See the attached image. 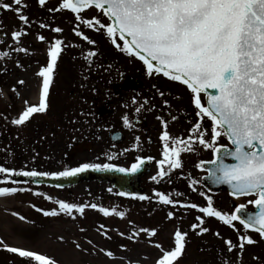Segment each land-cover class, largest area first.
Listing matches in <instances>:
<instances>
[{
    "label": "flooded vegetation",
    "instance_id": "obj_1",
    "mask_svg": "<svg viewBox=\"0 0 264 264\" xmlns=\"http://www.w3.org/2000/svg\"><path fill=\"white\" fill-rule=\"evenodd\" d=\"M4 2L10 3L11 0ZM49 4L48 0L45 6H41L38 0L27 2L22 11L31 21L29 26L22 23L16 26L14 13H9L12 11L2 9L5 12H1L7 16L8 34L2 30L5 24L0 25V52H8L9 56L0 59V166L40 172H57L82 163H111L116 167L130 168L137 163L136 157H153L150 161L145 160L136 172L138 194L119 199H124L127 206L130 204L138 208L158 205L162 209H178L179 230L188 235L184 253L174 264H264V255L259 252L256 243L245 245L242 253L238 247L228 251L225 244L226 240H231L238 245L240 235H250L264 244V238L256 231L244 229L238 221L233 222L234 227L226 225L215 217L200 213L198 209L165 205L155 195L161 192L181 204L194 203L201 207L207 206L210 196L212 206L227 214H233L240 204L246 206L244 210L247 212L254 210L255 205L249 203L256 198L254 195L235 197L226 188L205 183L208 172L198 165L201 161L207 163L213 160L215 156L211 149L203 148L195 139L192 150L181 153V168L172 169L168 176L158 177V181L151 179L159 171L157 161L162 159L163 151L160 136L165 129L157 117H163L167 122L170 137L185 140L199 119L187 86L171 81L162 73L148 75L143 61L136 56L124 55L107 34L97 40L94 30H84L79 26V30L95 42L93 44L73 34L75 14L70 16L68 13L66 19L68 21L72 17L74 22L71 30L73 37L64 36L70 39H63L64 33L51 30L57 25L50 18L53 15L48 11ZM2 21L5 20L2 18ZM41 22L50 27L41 28ZM25 27L28 34L23 35L17 44L11 34ZM38 35L46 39L40 41ZM55 39H61L63 44L50 85L48 109L45 113L33 114L25 125H14L11 121L24 110L25 101L29 105L39 102L43 78L38 72L47 66V49ZM119 40L122 47L124 41ZM17 47L27 49L28 54L16 51ZM89 52L96 55L88 57ZM123 59L128 63H124ZM20 80L24 81L23 85L17 83ZM161 91L164 92L163 97L159 95ZM133 98L136 104H133ZM201 98L206 104L205 96L201 94ZM145 100L147 104H144ZM165 100L169 102L167 106L163 103ZM137 107H141L139 114L135 111ZM125 115L129 117L131 126L124 125L122 117ZM173 116L177 119L173 120ZM200 122L208 130L205 139H210L211 121L204 117ZM217 144L231 147L223 135L218 138ZM109 156L112 158L108 159ZM67 159L69 161L65 162ZM1 184L18 189L33 187L19 181ZM2 185L0 187H4ZM85 185L89 184L81 186ZM143 194L148 199L140 200L139 196ZM197 217L203 218L201 226L209 231L198 234L199 229L194 231L191 228V225L200 223Z\"/></svg>",
    "mask_w": 264,
    "mask_h": 264
},
{
    "label": "snow or ice",
    "instance_id": "obj_2",
    "mask_svg": "<svg viewBox=\"0 0 264 264\" xmlns=\"http://www.w3.org/2000/svg\"><path fill=\"white\" fill-rule=\"evenodd\" d=\"M38 3L45 6L46 0H38ZM25 7L27 4L24 0H11V3L0 0V9L13 11L22 25L29 26L31 21L22 11ZM93 7L100 10L111 23L105 26L96 17L83 19L80 15L82 10ZM65 9L71 10L75 14V19L88 28L100 30L106 27V34L112 38L111 42L119 51L129 56H136L143 61L148 75L162 73L164 77L171 81H178L190 90L195 114L199 119L193 124L190 135L185 140L170 137L167 122L163 117H157L165 129L160 136L163 151L162 159L157 161L159 171L151 179L158 181V177L168 176L172 169L181 168V153L192 150L193 139H195L203 148L213 151L215 159L207 162L213 165L208 169V175L212 181L228 185L232 190L231 194L235 197L254 195L256 199L250 200L249 203L254 204L258 211L242 216L241 213L246 206L240 204L233 214H227L212 206L210 196L207 198V206L201 207L194 203L181 204L164 193L156 192L159 202L173 207L179 205L184 208L198 209L200 213L215 217L233 227V222L238 221L244 229L254 230L261 238H264V0H62L58 8H49L48 11ZM40 27L47 28L50 25L41 22ZM51 30L55 33L63 31L60 27ZM73 31L89 44L95 43L79 30V23ZM27 34L25 27L14 30L11 35L12 39L19 44L21 37ZM117 35L124 41L122 47L117 44L115 39ZM37 39L44 41L46 38L38 35ZM62 44L61 39H55L49 44L47 66L42 67L38 72V75L43 78L38 104L29 105L25 101L24 110L18 118L11 121L12 124L25 125L33 114L47 111L50 85L62 52ZM15 50L28 54V50L24 48L17 47ZM95 55V52L87 54L88 57ZM8 56V52H0V59H6ZM17 83L23 85L24 81L20 80ZM13 91H16L15 87ZM201 93L205 94L206 104L202 103ZM159 95L163 97L164 92H159ZM147 103L148 101L145 100L144 104ZM163 103L167 106L169 102L165 100ZM133 104H136L135 98H133ZM135 111L139 114L141 107H137ZM204 117L211 121L210 139H205L208 130L203 128L200 122ZM122 119L125 126H131L127 115ZM172 119L176 120L177 117L173 116ZM221 135L227 137L231 147L217 144ZM136 139L139 140V137ZM111 158V156L108 157V159ZM226 158H231L232 162L225 163ZM152 159L153 157H136L137 163H133L130 168L116 167L111 163H82L77 167H65L57 172H40L35 169L25 171L0 166V177L3 178L0 183L5 181L17 183L13 179L16 176L50 177L59 180L76 177L88 170L134 174L140 170L145 160ZM166 164L167 168H165ZM204 164L205 162L201 161L198 167L203 168ZM25 190L16 187H0V196ZM119 195L127 194L120 192ZM139 199L145 200L148 197L141 195ZM56 203L59 205V210L66 215H72L74 210L83 215L86 207L98 209L105 216L115 212V209L110 210L95 203L78 205L63 200H57ZM37 210L45 216L59 214L56 209ZM115 214L121 218L125 215L123 212H115ZM14 215L17 214L14 213ZM173 216L174 212L169 211L167 218L172 219ZM19 218L25 219L23 216ZM197 220L199 224L191 225L194 231L199 229L198 234L209 231L208 228L201 226L202 217H197ZM101 230L107 237L108 230L104 225L99 226L98 231ZM140 232H145L152 237L155 236L156 229L134 228L129 238L134 239ZM119 234L125 235L123 232ZM187 235V232L177 228L173 234L174 247L170 250H165L156 243L154 246L162 253L156 264H174V261H177L184 253ZM216 235L219 236V233ZM255 243L256 240L250 235H240L238 245L233 244L231 240L225 241L228 251L238 247L241 253L245 245ZM0 245L7 252L28 260L30 264L31 262L57 264L55 259L33 250L9 246L2 240ZM76 248L79 249L80 245L76 244ZM100 251L105 250L100 249ZM105 254L110 258L114 257L111 251H106Z\"/></svg>",
    "mask_w": 264,
    "mask_h": 264
},
{
    "label": "rangeland",
    "instance_id": "obj_3",
    "mask_svg": "<svg viewBox=\"0 0 264 264\" xmlns=\"http://www.w3.org/2000/svg\"><path fill=\"white\" fill-rule=\"evenodd\" d=\"M48 1L50 3L49 8H58L62 3V0ZM24 2L27 4L29 0H24ZM1 12L5 11L0 9V21H2V18L5 21H2L0 25L5 24L6 27L2 30L8 34L7 16H4ZM9 13L12 14L14 12ZM51 13L53 17L50 18L55 21L53 22L55 23L54 25L63 29V37H73L72 35L75 33L71 34L74 26V22L71 20L72 17L68 21L66 20L68 13L70 16H74L71 10L65 9ZM80 15L83 19L96 17L105 26L109 24L99 10L91 9L87 13L84 12V14L81 12ZM14 19L15 25L18 26L21 21H19L15 13ZM78 23L82 29L88 28L75 19V27ZM90 29L96 32L95 38L97 40L104 38L106 34V27L100 30ZM67 37L63 39H70ZM115 39L119 44V38ZM123 61L128 63L125 59ZM0 185L2 184L0 183ZM2 186L7 187L6 184ZM70 190L72 193H69L67 189L26 188L25 191H17L15 194L0 196V240L9 246H17L45 254L55 259L57 264H156L162 253L154 245L158 243L165 250H169L174 246L170 245L171 239L174 244L173 234L179 228L177 222L179 211L177 208L162 209L158 205H149L141 207L139 211L135 207H131L132 205L130 204L128 206L125 205V200L119 199L118 194L111 188L99 184L80 186ZM36 193H41L42 195H37ZM95 195L104 196V200H107L106 202L95 200L97 205L110 210L115 209V212H123L125 214L124 217L121 218L115 212H110L108 216H105L98 209L90 207L85 208L83 215L75 210L72 215H66L59 210V205L56 203L57 200H63L78 205H89L92 202L91 200L95 199ZM48 197H51V199H48ZM88 198L91 199L87 201L89 204L84 203ZM37 209L46 211L56 209L59 214L56 216H45ZM169 211L174 212L172 219L167 218ZM14 213L17 215H14ZM20 216L25 219L21 220ZM150 216H152L153 220H149ZM100 225H104L108 230L107 237L103 235L102 230L98 231ZM172 225L177 227L174 229V226L171 227ZM134 228H155L156 234L149 237L147 233L140 232L137 237L130 239L129 237L132 235ZM121 232L125 235L121 236L119 234ZM164 243L169 244V246ZM76 244L80 245L79 249L76 248ZM256 245L260 249L259 252L264 255L263 242L260 243L256 238ZM100 249L105 251L102 252ZM106 251H111L114 257H108L105 254ZM0 264H30V262L16 254L7 252L0 245ZM31 264H35V262H31Z\"/></svg>",
    "mask_w": 264,
    "mask_h": 264
},
{
    "label": "water",
    "instance_id": "obj_4",
    "mask_svg": "<svg viewBox=\"0 0 264 264\" xmlns=\"http://www.w3.org/2000/svg\"><path fill=\"white\" fill-rule=\"evenodd\" d=\"M228 160H231V158H226L225 163ZM208 169L212 168L213 165H208ZM135 174H125V173H120L117 171H104V172H99V171H93V170H88L85 173H81L77 175L76 177H69V178H61L59 180H54L52 178H29V177H21L20 180L22 182H27V183H33L35 185L41 186V185H49L52 187H57V188H65V187H74L75 185L84 183V182H107L111 183L115 188L119 189L120 192H124L128 194V191H131L133 186L130 185V182L135 179ZM207 180V179H206ZM216 184L212 181V179H208L207 182ZM132 183V182H131ZM134 185V184H133ZM136 185V184H135ZM134 185V186H135ZM226 188L230 189L228 185H224ZM232 191V190H231ZM256 207V206H255ZM258 211L256 208L253 213ZM253 213H247V212H242L241 215H250Z\"/></svg>",
    "mask_w": 264,
    "mask_h": 264
},
{
    "label": "bare ground",
    "instance_id": "obj_5",
    "mask_svg": "<svg viewBox=\"0 0 264 264\" xmlns=\"http://www.w3.org/2000/svg\"><path fill=\"white\" fill-rule=\"evenodd\" d=\"M100 263V262H99Z\"/></svg>",
    "mask_w": 264,
    "mask_h": 264
}]
</instances>
